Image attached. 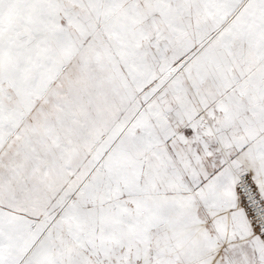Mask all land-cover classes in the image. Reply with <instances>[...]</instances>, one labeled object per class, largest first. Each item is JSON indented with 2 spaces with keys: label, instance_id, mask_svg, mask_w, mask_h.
Instances as JSON below:
<instances>
[{
  "label": "snow or ice",
  "instance_id": "snow-or-ice-1",
  "mask_svg": "<svg viewBox=\"0 0 264 264\" xmlns=\"http://www.w3.org/2000/svg\"><path fill=\"white\" fill-rule=\"evenodd\" d=\"M0 264H264V0H0Z\"/></svg>",
  "mask_w": 264,
  "mask_h": 264
}]
</instances>
